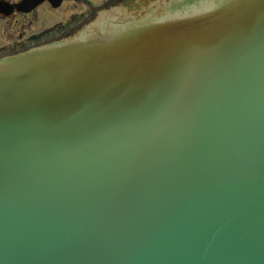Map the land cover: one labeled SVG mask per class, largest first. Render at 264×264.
I'll return each mask as SVG.
<instances>
[{
	"label": "water",
	"instance_id": "95a60500",
	"mask_svg": "<svg viewBox=\"0 0 264 264\" xmlns=\"http://www.w3.org/2000/svg\"><path fill=\"white\" fill-rule=\"evenodd\" d=\"M127 26L0 59V264H264V0Z\"/></svg>",
	"mask_w": 264,
	"mask_h": 264
},
{
	"label": "flooded vegetation",
	"instance_id": "af4514ba",
	"mask_svg": "<svg viewBox=\"0 0 264 264\" xmlns=\"http://www.w3.org/2000/svg\"><path fill=\"white\" fill-rule=\"evenodd\" d=\"M24 1L0 0V58L77 33L93 14L98 15L103 10L121 5L131 10L136 4V0H34L28 6ZM79 7L89 11L80 12ZM121 18L126 22L127 17ZM128 18L134 19L133 16ZM138 21L137 18L133 22Z\"/></svg>",
	"mask_w": 264,
	"mask_h": 264
},
{
	"label": "rangeland",
	"instance_id": "374dc122",
	"mask_svg": "<svg viewBox=\"0 0 264 264\" xmlns=\"http://www.w3.org/2000/svg\"><path fill=\"white\" fill-rule=\"evenodd\" d=\"M184 1L186 2L188 0H178V1H174V0H136L135 2L136 4L133 5V9L131 10L132 12H128L127 6L121 5L117 8L103 10L101 14H98V15L93 14L86 24H88V27H90L91 29L99 28V25H94V24L100 19V15L102 14L105 15L106 19L108 18L116 19V17H119V18L122 17L121 19H123L125 17H129L133 15H136V16L142 15V17L146 18L149 13L148 11L150 10L153 12H157L156 14H161L171 9L180 7L179 2L184 3ZM168 5H170L171 8H168ZM79 9H80V12L89 11L88 8H84V7L83 8L79 7ZM121 11L123 13H120ZM106 22L107 21H105L103 24H106Z\"/></svg>",
	"mask_w": 264,
	"mask_h": 264
},
{
	"label": "bare ground",
	"instance_id": "6f19581e",
	"mask_svg": "<svg viewBox=\"0 0 264 264\" xmlns=\"http://www.w3.org/2000/svg\"><path fill=\"white\" fill-rule=\"evenodd\" d=\"M125 6H127V5H125ZM125 6H124V7H125ZM127 7H128V6H127ZM132 7H133V6H132ZM123 9H124V8H123ZM127 10H128V12H130L132 9L130 10V8H127ZM105 19H106L105 15H101L99 20L102 21V20H105ZM126 24H127V25H130V23H128V22H126Z\"/></svg>",
	"mask_w": 264,
	"mask_h": 264
}]
</instances>
